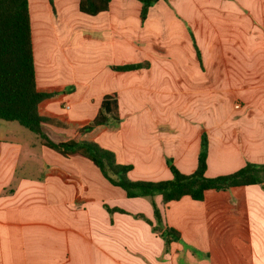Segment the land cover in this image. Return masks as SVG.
I'll return each instance as SVG.
<instances>
[{"label": "crops", "instance_id": "0c3cea01", "mask_svg": "<svg viewBox=\"0 0 264 264\" xmlns=\"http://www.w3.org/2000/svg\"><path fill=\"white\" fill-rule=\"evenodd\" d=\"M79 2L29 0L37 84L58 90L41 110L68 123L43 124L51 140L73 138L116 93L121 121L95 140L134 180L170 179L169 161L194 172L203 132L207 176L264 163V0H158L144 20L139 0L96 15ZM7 128L19 136H0V264H264V185L129 197L86 157ZM153 200L180 232L169 250L136 215L156 224Z\"/></svg>", "mask_w": 264, "mask_h": 264}, {"label": "trees", "instance_id": "16d2710c", "mask_svg": "<svg viewBox=\"0 0 264 264\" xmlns=\"http://www.w3.org/2000/svg\"><path fill=\"white\" fill-rule=\"evenodd\" d=\"M144 20L149 8L158 0H139ZM111 0H80V11L96 15L108 10ZM200 58V51L197 48ZM148 66L147 62L114 65L118 70L137 69ZM58 94V90H42L37 84L35 55L29 0H0V118L17 121L35 132L41 143L64 156L80 154L91 160L103 175L116 186L122 187L129 197L161 195L164 202L178 200L185 195L202 200L209 189L227 190L233 186L264 185V163L248 161L242 168L228 174L207 176L208 136L202 134L201 150L194 172H181L169 161L172 177L166 180H134L130 178V164L120 163L112 150L102 147L95 137L109 123L121 121L119 99L116 93L103 96L95 117L82 125L77 134L66 141L55 142L42 130L43 124L67 128L63 119L45 114L41 110L44 100ZM109 211H124L109 207ZM154 224L143 213L136 214L153 224V229L164 237L166 249L180 238V232L165 225L162 212L153 200Z\"/></svg>", "mask_w": 264, "mask_h": 264}, {"label": "rangeland", "instance_id": "374dc122", "mask_svg": "<svg viewBox=\"0 0 264 264\" xmlns=\"http://www.w3.org/2000/svg\"><path fill=\"white\" fill-rule=\"evenodd\" d=\"M9 124V125H8ZM8 126H10L11 127V129L12 128H19V129H26L29 133H30V135H32L33 137H36V133L35 132H33V131H31V130H29V129H27L26 127H24L23 125H21L19 122H17V121H9V120H3V119H1L0 118V136H7V137H11V135H15V136H19V135H17L18 133L17 132H10L9 130H8Z\"/></svg>", "mask_w": 264, "mask_h": 264}, {"label": "built area", "instance_id": "2783aa9c", "mask_svg": "<svg viewBox=\"0 0 264 264\" xmlns=\"http://www.w3.org/2000/svg\"><path fill=\"white\" fill-rule=\"evenodd\" d=\"M236 106H239V104H236Z\"/></svg>", "mask_w": 264, "mask_h": 264}]
</instances>
